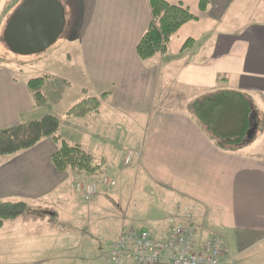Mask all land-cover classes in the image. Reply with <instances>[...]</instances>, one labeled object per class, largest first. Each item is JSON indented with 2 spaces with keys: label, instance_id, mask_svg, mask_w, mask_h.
Instances as JSON below:
<instances>
[{
  "label": "crops",
  "instance_id": "obj_1",
  "mask_svg": "<svg viewBox=\"0 0 264 264\" xmlns=\"http://www.w3.org/2000/svg\"><path fill=\"white\" fill-rule=\"evenodd\" d=\"M166 1L189 8L197 20L177 31L165 53L148 60L139 57L137 45L152 21L149 0L88 1L77 34L89 79L83 91L112 94L102 100L99 112L86 117L64 120L55 115L61 119V137L105 159L100 176L107 183L100 182L99 193L85 201L76 190L75 174L53 165L57 145L51 138L0 157V201L28 205L26 213L5 221L0 229L5 256H25L20 264H43L50 259L31 257L76 246L85 249L82 242L101 234L105 239L112 234L113 244L131 227L164 239L168 211L178 204L197 208L202 240L216 232L233 248L234 241L264 237L260 136L233 150L206 131L189 108L195 99L237 91L249 99L251 124L257 129L264 117V15L253 13L252 6L262 0H242L246 18L230 27L225 18L238 0H208L204 12L200 0ZM189 39L194 43L185 48ZM173 99L185 108H169L166 102ZM38 106L28 80H19L0 64V130L37 119ZM126 113H140L145 119H129ZM64 127L79 131L80 137L64 134ZM129 150L136 154L127 171L142 184L109 183L112 176L124 175L123 158ZM145 192L156 193L159 203ZM70 223L72 231L61 228ZM76 223L82 231L75 232Z\"/></svg>",
  "mask_w": 264,
  "mask_h": 264
},
{
  "label": "trees",
  "instance_id": "obj_2",
  "mask_svg": "<svg viewBox=\"0 0 264 264\" xmlns=\"http://www.w3.org/2000/svg\"><path fill=\"white\" fill-rule=\"evenodd\" d=\"M152 21L143 33L137 53L142 60H148L158 53H165L172 37L187 22L197 20L189 8L182 4H172L166 0H149ZM208 0H200L201 11H206ZM194 43L189 39L184 47ZM47 77H36L28 80V86L34 98L42 104L44 85ZM111 91L100 96L82 99L67 112V118H83L91 113L99 112L102 100L108 98ZM44 104V103H43ZM197 121L215 138L238 149L247 138L251 127V104L243 94L227 90L195 99L189 106ZM61 119L55 114H45L41 118L19 123L10 128L0 130V157L13 155L35 146L44 138H51L57 145L52 162L59 171H70L77 180L100 181L103 177L105 159H98L77 143H69L59 134ZM28 205L23 201H0V229L5 221L23 215Z\"/></svg>",
  "mask_w": 264,
  "mask_h": 264
},
{
  "label": "rangeland",
  "instance_id": "obj_3",
  "mask_svg": "<svg viewBox=\"0 0 264 264\" xmlns=\"http://www.w3.org/2000/svg\"><path fill=\"white\" fill-rule=\"evenodd\" d=\"M60 1L65 7L66 14V26L64 33L58 38L57 42L46 51L40 54L23 56L12 52L11 49L4 43L3 39L5 25L7 24V21L9 20L15 8L18 6V4H20V2H22V0H0V64L7 65V67H9L21 81L30 80L32 78L42 76L50 77L49 80H46L43 88L45 94V101L43 102L44 104H39L40 106H38L34 114L37 119L41 118L45 114L54 113L59 114L62 119L66 120V112L71 107H73L75 104L86 97H90L91 95H98L95 89H89L90 92L88 93H85L83 91V86L89 84V79L88 76L85 77V72L83 70V61L81 58V47L77 39L78 29L83 22L84 8L87 7V3H89V0ZM242 2V0H238L235 5L230 8L227 17L225 18L228 23V27L233 26L234 24L237 25V23L243 22L246 18L245 11H247L248 9L243 11L242 7H240ZM261 3L262 4L252 6L253 13L258 12L264 15V0H262ZM262 19H264V17ZM51 75L58 79V81L52 79ZM63 78L69 80L71 82L70 85L68 81H64ZM57 96H61V98L57 99ZM54 100L55 102H58L53 103ZM35 101L36 103H39V100H37L36 98ZM166 104H169L168 107L172 109L182 110L183 108H185L182 102L176 101L174 99L171 101H167ZM126 114L129 116V119L132 116L145 119V115L140 113ZM125 124L122 127V130L124 132L128 131ZM128 124H130V121H128ZM63 131L64 134H73L76 138L80 137V134H78V130V132L76 133L64 127ZM259 136L260 139L258 145L260 147H263L264 117H261L258 123V127L257 129H255L253 138H251V140L253 141V139L258 138ZM135 154L133 156H135ZM131 162L130 164H125L123 160L122 170L124 175L112 176L109 183H114L116 185L123 182L122 184L127 187H131L133 185L132 182L135 183V185L137 183L142 184L141 181L136 182L135 179L133 180L134 177L132 176L131 172L127 171L132 164ZM100 182L101 180L97 181L98 185H101V183L105 184V182ZM151 192L145 193L149 194V197L153 201H158L159 199L156 196L157 194ZM26 212L27 210L25 211V213ZM197 220L198 218L196 217V221ZM77 225L78 223H76L75 232L82 231V227L78 228ZM61 228H68L70 229V231H72L74 225L70 223V225H68L67 227L65 226ZM111 235L112 234H110L108 238L105 239L101 234V238L97 236L92 241L88 239L85 242H82V246H86L85 249H81V247L76 246L74 250L71 248H69V250L65 249L64 252L63 250H61L60 254L56 253L52 256H35L31 258L50 259L47 261L48 263L45 262L43 264H107L109 251L112 246ZM243 242L244 243H238L234 241L233 248L230 244H226L227 264H264V237H258L254 240H245ZM90 246H93V248H91ZM24 257L25 256L21 255L5 256L2 251H0V264H20V258L24 260ZM131 260V256L126 257V264H132Z\"/></svg>",
  "mask_w": 264,
  "mask_h": 264
},
{
  "label": "built area",
  "instance_id": "obj_4",
  "mask_svg": "<svg viewBox=\"0 0 264 264\" xmlns=\"http://www.w3.org/2000/svg\"><path fill=\"white\" fill-rule=\"evenodd\" d=\"M135 152L129 150L124 163L129 164ZM76 190L86 201L99 191L96 182H78ZM197 208L178 204L168 211L169 230L164 239H157L147 229L130 228L113 243L108 264H126L131 256L132 264H227V249L221 235L211 233L204 240L197 236Z\"/></svg>",
  "mask_w": 264,
  "mask_h": 264
},
{
  "label": "water",
  "instance_id": "obj_5",
  "mask_svg": "<svg viewBox=\"0 0 264 264\" xmlns=\"http://www.w3.org/2000/svg\"><path fill=\"white\" fill-rule=\"evenodd\" d=\"M65 26V7L60 0H22L5 25L3 39L15 54H40L57 42ZM254 132L255 126L251 124L247 141L253 138Z\"/></svg>",
  "mask_w": 264,
  "mask_h": 264
}]
</instances>
